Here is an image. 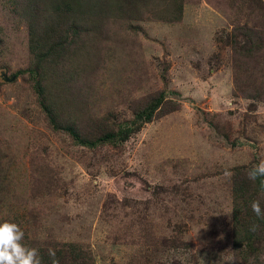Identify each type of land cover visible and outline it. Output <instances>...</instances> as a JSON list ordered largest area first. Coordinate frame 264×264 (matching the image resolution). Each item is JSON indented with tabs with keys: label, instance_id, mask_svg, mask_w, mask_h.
<instances>
[{
	"label": "rangeland",
	"instance_id": "rangeland-1",
	"mask_svg": "<svg viewBox=\"0 0 264 264\" xmlns=\"http://www.w3.org/2000/svg\"><path fill=\"white\" fill-rule=\"evenodd\" d=\"M18 1L0 0V73L16 75L0 79L11 190L0 220L18 219L33 248L81 244L95 264H196L188 248H162L174 235L201 250L198 264H233L230 168L264 161V103L234 96L231 51L216 38L246 16L232 0H185L180 21L152 13L96 32L86 111L130 117L164 89L180 105L123 146L90 150L50 127L34 80L16 74L30 64Z\"/></svg>",
	"mask_w": 264,
	"mask_h": 264
},
{
	"label": "trees",
	"instance_id": "trees-1",
	"mask_svg": "<svg viewBox=\"0 0 264 264\" xmlns=\"http://www.w3.org/2000/svg\"><path fill=\"white\" fill-rule=\"evenodd\" d=\"M232 2L246 18L244 22L235 20L232 30L217 36L216 42L220 48H230L234 96L251 100L254 109L258 103H264V2ZM184 4L185 0H19L18 10L27 28L30 64L16 74L27 72L34 80L38 103L54 131L90 150L119 148L145 124L179 109L180 104L169 98L164 89L140 101L130 117L120 118L113 112L99 117L86 111V85L96 74L92 67L96 32L106 31L111 22L138 28L134 22L145 20L152 13L164 21H180ZM80 79L81 85L76 89L74 82ZM254 166L241 164L230 168L232 230L231 246L225 253L234 258L233 264H264V220L257 218L250 206L252 201L259 200L264 209L260 183L264 177L255 182L248 179L247 173ZM5 177L0 171V211L11 192ZM253 225H257L255 230ZM26 237L25 243L33 248ZM166 242L162 248H188L192 261L199 263L201 250L194 242L181 240L177 235ZM49 248L56 251L58 264H95L93 252L75 242L38 246L43 264H52L47 254ZM170 264L184 262L173 260Z\"/></svg>",
	"mask_w": 264,
	"mask_h": 264
},
{
	"label": "clouds",
	"instance_id": "clouds-1",
	"mask_svg": "<svg viewBox=\"0 0 264 264\" xmlns=\"http://www.w3.org/2000/svg\"><path fill=\"white\" fill-rule=\"evenodd\" d=\"M248 179L255 182L264 177V161L255 165L248 173ZM261 191L264 192V179H261ZM251 210L255 216L264 220V209L259 200L251 202ZM257 225H253L255 230ZM48 256L52 264H58L56 251L49 248ZM0 264H43L39 250L29 247L25 243V231L21 226L11 219L0 222Z\"/></svg>",
	"mask_w": 264,
	"mask_h": 264
},
{
	"label": "water",
	"instance_id": "water-1",
	"mask_svg": "<svg viewBox=\"0 0 264 264\" xmlns=\"http://www.w3.org/2000/svg\"><path fill=\"white\" fill-rule=\"evenodd\" d=\"M15 78H16V75H13L11 77L6 76V73L4 70H2L0 73V79L4 81H13Z\"/></svg>",
	"mask_w": 264,
	"mask_h": 264
}]
</instances>
